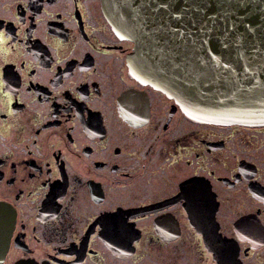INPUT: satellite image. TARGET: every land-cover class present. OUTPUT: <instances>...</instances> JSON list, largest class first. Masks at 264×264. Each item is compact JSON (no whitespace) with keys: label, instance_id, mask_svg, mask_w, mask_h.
Wrapping results in <instances>:
<instances>
[{"label":"flooded vegetation","instance_id":"af4514ba","mask_svg":"<svg viewBox=\"0 0 264 264\" xmlns=\"http://www.w3.org/2000/svg\"><path fill=\"white\" fill-rule=\"evenodd\" d=\"M134 54L103 0H0L3 264H264V126L190 119Z\"/></svg>","mask_w":264,"mask_h":264},{"label":"water","instance_id":"95a60500","mask_svg":"<svg viewBox=\"0 0 264 264\" xmlns=\"http://www.w3.org/2000/svg\"><path fill=\"white\" fill-rule=\"evenodd\" d=\"M156 2L165 0H103L114 30L134 42L131 59L138 68L182 101L190 119L264 126V0H218V7L189 12L182 23L154 11ZM206 15L214 20L206 21ZM13 223L12 213L0 204V264Z\"/></svg>","mask_w":264,"mask_h":264},{"label":"snow or ice","instance_id":"6c2138e0","mask_svg":"<svg viewBox=\"0 0 264 264\" xmlns=\"http://www.w3.org/2000/svg\"><path fill=\"white\" fill-rule=\"evenodd\" d=\"M157 7L153 9L154 11L162 10L171 20L177 22H183L185 16L189 12L195 13H206V11L214 6H219L218 0H193L191 4L188 3V0H184L183 4L180 3V0H165L164 3L156 2ZM206 21H213L214 17L211 15H206ZM196 21L193 20L192 24L195 26ZM235 27V25H233ZM207 29L201 28V31Z\"/></svg>","mask_w":264,"mask_h":264},{"label":"rangeland","instance_id":"374dc122","mask_svg":"<svg viewBox=\"0 0 264 264\" xmlns=\"http://www.w3.org/2000/svg\"><path fill=\"white\" fill-rule=\"evenodd\" d=\"M110 264H117V263L115 261L114 262L112 261Z\"/></svg>","mask_w":264,"mask_h":264}]
</instances>
